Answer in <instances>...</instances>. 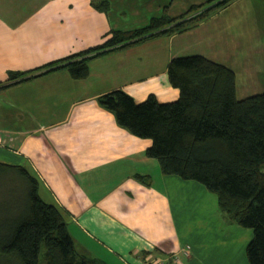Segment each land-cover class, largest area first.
Listing matches in <instances>:
<instances>
[{
    "label": "crops",
    "instance_id": "1",
    "mask_svg": "<svg viewBox=\"0 0 264 264\" xmlns=\"http://www.w3.org/2000/svg\"><path fill=\"white\" fill-rule=\"evenodd\" d=\"M101 2L110 11L117 2L124 14L138 7L134 0H0L2 86L10 72L35 71L103 44L113 31L140 28L97 10ZM156 6L146 25L169 8ZM181 35L94 59L84 80L57 70L0 91V164L37 179L40 198L63 213L80 255L105 264H249V233L225 221L203 185L163 175L146 155L152 141L120 127L97 101L115 90L137 103L150 95L176 101L168 66ZM211 35L233 39L225 28Z\"/></svg>",
    "mask_w": 264,
    "mask_h": 264
},
{
    "label": "trees",
    "instance_id": "2",
    "mask_svg": "<svg viewBox=\"0 0 264 264\" xmlns=\"http://www.w3.org/2000/svg\"><path fill=\"white\" fill-rule=\"evenodd\" d=\"M233 1L209 0L208 9L193 5L175 18L164 11L142 28L113 31L103 44L84 52L32 72H10L0 91L57 70L84 80L92 60L187 33ZM95 7L109 11L108 2ZM168 78L179 91L173 102L160 103L150 95L137 103L123 90L97 101L120 127L152 141L146 155L158 161L163 175L203 185L216 195L228 224L251 229L248 263L264 264V92L238 99L235 72L201 55L173 58ZM38 187L25 168L0 164V264H105L76 252L63 213L40 198Z\"/></svg>",
    "mask_w": 264,
    "mask_h": 264
},
{
    "label": "rangeland",
    "instance_id": "3",
    "mask_svg": "<svg viewBox=\"0 0 264 264\" xmlns=\"http://www.w3.org/2000/svg\"><path fill=\"white\" fill-rule=\"evenodd\" d=\"M158 1L169 7L168 15L173 18L186 14L193 5L203 6V10L212 6L209 0H155V3H150L149 0H134L138 5L136 10L127 9L124 10L125 14L121 13L119 11L121 8L117 9L119 4L116 2L115 8L109 10V14L117 19L115 21H121L129 28H141L146 25V19L157 16ZM216 27L221 30L225 28L233 39L214 38L211 32ZM193 37L196 45L193 43ZM174 44L173 58L201 54L230 66L236 72L238 99L242 100L264 92V0H234L226 9L214 12L195 34L194 32L182 34ZM180 47L182 51H176ZM208 195L216 201V195L210 192ZM243 230L249 233L251 239L252 230L246 228ZM44 250L43 247L42 254ZM245 259L247 262V255Z\"/></svg>",
    "mask_w": 264,
    "mask_h": 264
}]
</instances>
